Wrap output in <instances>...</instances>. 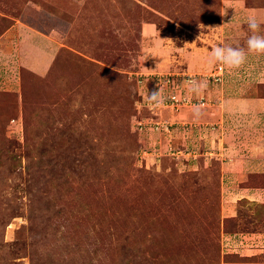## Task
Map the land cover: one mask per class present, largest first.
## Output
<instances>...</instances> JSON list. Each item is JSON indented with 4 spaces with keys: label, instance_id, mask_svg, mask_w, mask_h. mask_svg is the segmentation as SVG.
<instances>
[{
    "label": "rangeland",
    "instance_id": "1",
    "mask_svg": "<svg viewBox=\"0 0 264 264\" xmlns=\"http://www.w3.org/2000/svg\"><path fill=\"white\" fill-rule=\"evenodd\" d=\"M229 6L0 0V264L239 259L223 253L222 232L246 227L222 218L220 163L201 139L212 124L189 117L208 92H233L232 69L207 63L217 43L246 47ZM234 70L264 92L245 63ZM158 88L171 96L157 107L146 97Z\"/></svg>",
    "mask_w": 264,
    "mask_h": 264
},
{
    "label": "crops",
    "instance_id": "2",
    "mask_svg": "<svg viewBox=\"0 0 264 264\" xmlns=\"http://www.w3.org/2000/svg\"><path fill=\"white\" fill-rule=\"evenodd\" d=\"M229 1L227 16L234 18L229 24L246 26L234 29L232 41L242 40L246 46L250 35L245 23L246 17L250 14L264 17V4L260 3L263 0H251L250 5L246 4V0ZM261 34H264V25ZM31 60L32 58L26 59L25 63L33 71L39 74L46 71V66L42 68L40 64L37 68ZM245 64L246 75L256 74L260 87L264 90V54H249ZM229 71L232 73L229 77H234L229 88L233 92H229L228 96H224V92H208L213 97V103L209 108H201L199 115L194 111L190 112L189 117L212 124L205 132L210 138H200L220 163L222 218L242 221L246 227L244 230L230 229L222 232L227 246L223 253L235 255L239 259L222 261L221 264H264V92L250 94L244 87L245 83L242 87L236 83L237 72L234 69ZM7 83L4 82L3 85ZM204 93L201 92L200 95ZM224 128L227 129L226 135ZM177 131V134L173 132L172 138L176 146L180 147L187 141L183 132L180 129ZM182 140H185L184 143H181ZM198 154L205 156L202 152ZM210 154L208 153L209 156Z\"/></svg>",
    "mask_w": 264,
    "mask_h": 264
},
{
    "label": "clouds",
    "instance_id": "3",
    "mask_svg": "<svg viewBox=\"0 0 264 264\" xmlns=\"http://www.w3.org/2000/svg\"><path fill=\"white\" fill-rule=\"evenodd\" d=\"M245 23L250 32L246 40V49L239 45H221L217 43L211 47L207 55V63L212 66L221 64L229 69L240 68L247 60L249 54H264V34H261L264 17L258 14H250L246 17ZM207 87L206 82L190 81L188 91L199 94ZM165 97L161 94L160 89L147 94L146 102L154 106H160L165 102ZM194 113L199 115V107L194 108Z\"/></svg>",
    "mask_w": 264,
    "mask_h": 264
},
{
    "label": "built area",
    "instance_id": "4",
    "mask_svg": "<svg viewBox=\"0 0 264 264\" xmlns=\"http://www.w3.org/2000/svg\"><path fill=\"white\" fill-rule=\"evenodd\" d=\"M220 71V70H219ZM218 71V72H219ZM167 79V78H166ZM216 79H219L218 77H216ZM171 96V94H169V95H167V96H165L166 98H168V97H170ZM190 102H191V100H190ZM193 104H196V103H194V100H193ZM197 105H199V106H202V105H204V101L202 100V99H199V102L197 103Z\"/></svg>",
    "mask_w": 264,
    "mask_h": 264
}]
</instances>
